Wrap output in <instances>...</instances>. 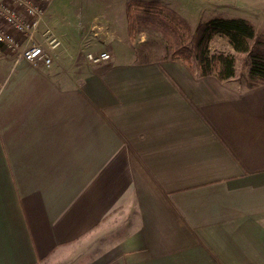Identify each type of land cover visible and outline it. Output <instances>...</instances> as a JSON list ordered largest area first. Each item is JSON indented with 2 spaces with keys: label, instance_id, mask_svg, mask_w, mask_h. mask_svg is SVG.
I'll return each instance as SVG.
<instances>
[{
  "label": "crops",
  "instance_id": "1",
  "mask_svg": "<svg viewBox=\"0 0 264 264\" xmlns=\"http://www.w3.org/2000/svg\"><path fill=\"white\" fill-rule=\"evenodd\" d=\"M62 1L39 25L52 65L0 57V264H264V84L139 58L120 43L131 0ZM147 1L264 30V0Z\"/></svg>",
  "mask_w": 264,
  "mask_h": 264
},
{
  "label": "trees",
  "instance_id": "2",
  "mask_svg": "<svg viewBox=\"0 0 264 264\" xmlns=\"http://www.w3.org/2000/svg\"><path fill=\"white\" fill-rule=\"evenodd\" d=\"M126 14L128 35L144 30L161 35L165 42L161 60L178 62L191 72L196 68L202 77L228 81L236 74L235 55L247 54L249 69L245 87L251 89L264 84V30L256 34L248 20L212 17L193 29L175 11L147 0L129 1ZM216 37L225 38L234 54L211 53L209 47Z\"/></svg>",
  "mask_w": 264,
  "mask_h": 264
},
{
  "label": "built area",
  "instance_id": "3",
  "mask_svg": "<svg viewBox=\"0 0 264 264\" xmlns=\"http://www.w3.org/2000/svg\"><path fill=\"white\" fill-rule=\"evenodd\" d=\"M50 0H0V57L13 53L33 66L49 67L56 61L60 41L49 29L39 25ZM108 53H88L87 62L109 60Z\"/></svg>",
  "mask_w": 264,
  "mask_h": 264
},
{
  "label": "rangeland",
  "instance_id": "4",
  "mask_svg": "<svg viewBox=\"0 0 264 264\" xmlns=\"http://www.w3.org/2000/svg\"><path fill=\"white\" fill-rule=\"evenodd\" d=\"M56 1L57 0H54L55 3ZM64 1L66 0H63L62 2ZM119 4H120L119 0H103L99 2V5L94 9V12L99 14L98 15L99 17H104V15L114 16L119 14L120 12ZM80 19L81 17H77L76 15H74L71 18H69L68 21L77 22ZM123 38L121 39L120 37L121 46L123 44L127 45V47H130V50L138 53L137 56H139V58L142 59L146 58L145 60L158 59L161 58L164 54L163 49L165 46V42L160 34L152 30H144L141 33H135L133 35L124 34ZM145 44L146 47H144ZM251 45L254 46L253 41L251 42ZM209 48L211 53L218 52V53L231 54V55L234 54L231 47L227 44L226 39L222 37H216L211 42ZM257 48L260 49L261 47H257ZM235 59H236V74H235L236 81L238 82V84L244 87L245 78L249 69V57L247 54H238V55L236 54ZM120 219H117L116 222L111 227H109V229L104 234V238H101L103 236L96 235L95 239L94 238L91 239L92 242L91 245L88 242L87 244H84L81 250L83 252V255H85L84 253L92 251L93 247L99 245L100 241H102L103 239H110L111 237L116 235L115 233L119 229L117 225H120Z\"/></svg>",
  "mask_w": 264,
  "mask_h": 264
}]
</instances>
